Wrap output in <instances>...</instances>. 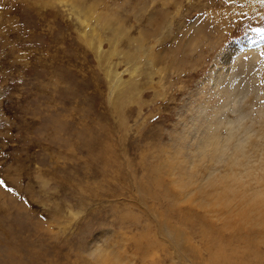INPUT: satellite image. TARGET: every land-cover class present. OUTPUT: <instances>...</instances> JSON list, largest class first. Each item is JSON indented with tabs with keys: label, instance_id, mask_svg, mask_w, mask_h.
Segmentation results:
<instances>
[{
	"label": "rangeland",
	"instance_id": "rangeland-1",
	"mask_svg": "<svg viewBox=\"0 0 264 264\" xmlns=\"http://www.w3.org/2000/svg\"><path fill=\"white\" fill-rule=\"evenodd\" d=\"M256 28L261 0H0V264H264Z\"/></svg>",
	"mask_w": 264,
	"mask_h": 264
},
{
	"label": "bare ground",
	"instance_id": "bare-ground-1",
	"mask_svg": "<svg viewBox=\"0 0 264 264\" xmlns=\"http://www.w3.org/2000/svg\"><path fill=\"white\" fill-rule=\"evenodd\" d=\"M230 130L232 131L233 128H231ZM230 133H231V134L228 136V138H227V140H226L227 144H228V145L231 144V141H232L233 138H235L236 143L233 144V152H234V155L228 157V159H227V162H228L227 165L229 164V165L235 167L236 165H238V166L240 165V164H239V163H240V157H239V155H240V154H243L244 142H245L246 140L244 141V140L241 139V138L238 139V138L236 137V136H237V135H236V131H235V132H230ZM238 137H239V136H238ZM237 139H238V140H237ZM237 152H239V153L237 154ZM245 155H247V154L245 153ZM248 156H250V155L248 154ZM237 157H238V158H237ZM244 157H245V156H244ZM244 157H243V158H244ZM246 157H247V156H246ZM249 158H250V157H248V158H246V159H249ZM220 159H222V158H220ZM241 159H242V158H241ZM244 159H245V158H244ZM224 161L226 162V160H224ZM245 161H246V160H245ZM248 162H249V160H248ZM241 163H242V162H241ZM244 166H245V165H244ZM233 167H230V168H233ZM245 167H246V166H245ZM261 167H262V166H261ZM250 168H251V167H249V169H250ZM232 172H233V171H232ZM237 172H238V171H237ZM241 172H242V171H241ZM245 172H246V171H245ZM251 173H252V172H251ZM216 175H217V174H216ZM216 175H215V176H216ZM235 175H236V174H235ZM235 175H234V176H235ZM225 176H226V175H225ZM234 176H233V177H234ZM224 178H225V177H224ZM231 178H232V176H231ZM251 178H252V177H251ZM221 179H222V177H221ZM226 179H227V176H226ZM226 179H225V180H226ZM229 179H230V178H229ZM227 180H228V179H227ZM238 180H239V179H238ZM228 181H229V180H228ZM228 181H227V182H228ZM235 181H236V180H235ZM227 182L224 181V183H227ZM231 182H233V181L231 180L230 182H228L227 185H226V187L229 186V183H231ZM242 182H243V181H242ZM237 183H238V182H237ZM242 186L244 187L243 184H242ZM242 186H241V187H242ZM226 187H225V189H228V188H226ZM235 187H236V186H235ZM235 187H234V188H235ZM239 188H240V186H239ZM239 188H238V189H239ZM244 189H245V188H244ZM255 189H256V188H255ZM253 190H254V189H253ZM229 193H230V191H229ZM229 193H228V194H229ZM218 194H219V193H218ZM212 196H213V195H212ZM217 197H218V196H217ZM233 197H234V196H233ZM215 198H216V197H215ZM215 198H214V199H215ZM252 198H253V197H252ZM217 199H218V198H217ZM226 199H227V198H226ZM245 199H246V198H245ZM257 199H258V198H257ZM229 200H230V199H229ZM244 201H245V200H244ZM261 201H263V198L261 199ZM215 202H216V201H215ZM222 202H223V201H222ZM227 202H228V201H227ZM237 202H238V201H237ZM255 202H256V200H255ZM202 203H203V202H202ZM204 203H205V202H204ZM204 203H203V204H204ZM259 203H260V201H259ZM209 204H210V203H209ZM213 204H214V203H213ZM256 204H257V203H256ZM210 205H212V204H210ZM217 205H219V204L217 203L216 206H217ZM262 205H263V204H262ZM199 206L202 207V205H199ZM203 206H205V204H204ZM212 206H213V205H212ZM214 206H215V205H214ZM219 206H220V205H219ZM226 206H227V205H226ZM251 206H252V204H251ZM258 206H260V204H259ZM209 207H211V206H209ZM209 207L207 208V206H206V207H204V208L209 210V209H210ZM218 208H219V207H218ZM249 208H250V206H249ZM259 208H260V207H259ZM263 208H264V207H263ZM225 209H226V208H225ZM252 209H253V207H252ZM256 209H257V208H256ZM247 210H248V209H247ZM249 210H250V209H249ZM249 210H248V211H249ZM253 210H254V209H253ZM215 211H216V210H215ZM221 211H222V210H221ZM223 211H224V210H223ZM223 211H222V212H223ZM260 211H261V210H260ZM207 212H208V211H207ZM209 212H210V210H209ZM222 212H221V213H222ZM256 212H257V211H256ZM212 213H213V211H212ZM218 215H219V213H218ZM218 215H217V216H218ZM254 215H256V214H254ZM254 215H253V216H254ZM257 215H258V213H257ZM259 215H261V214H259ZM241 217H243V216H241ZM254 217H255V216H254ZM246 218H247V217H246ZM262 218H263V217H262ZM238 219H239V217H238ZM243 219H244V217H243ZM241 220H242V219H241ZM232 221H233V219H232ZM237 221H238V220H237ZM250 221H251V220H250ZM250 221H248V219H247V223L250 222ZM225 222H227V221H225ZM239 222H240V221L236 222V224H238ZM255 222H256V220H255ZM257 222H258V221H257ZM227 223L229 224V222H227ZM227 223H226V224H227ZM263 223H264V222H263ZM233 224H234V222H233ZM233 224H229V225L232 226ZM240 224L242 225L241 222L239 223V225H240ZM248 224H249V223H248ZM234 225H235V224H234ZM239 225H236L237 228L239 227ZM252 225H253V224H252ZM257 225H258V224H257ZM263 225H264V224H263ZM227 226H228V225H227ZM227 226H226V227H227ZM245 226H246V225H245ZM228 227H230V226H228ZM242 227H244V226H242ZM223 228H224V227H223ZM235 228H236V227H235ZM253 228H254V227H253ZM261 228H263V227H261ZM238 229H239V228H238ZM241 229H242V228H241ZM244 229H245V228H244ZM244 229H243V231H244ZM254 229H255V228H254ZM254 229H252V231H253ZM258 230H259V229H258ZM240 231H241V230H240ZM243 231H242V232H243ZM252 231H251V232H252ZM247 232H248V231H247ZM253 235H254V234H253ZM248 237H249V236H248ZM251 237H252V236H251ZM247 242H248V241H247ZM250 245H251V244H250ZM250 247H251V246H250ZM221 250H222V249H221ZM224 250H225V249H224ZM222 251H223V250H222ZM220 253H221V252H220ZM218 254H219V253H218ZM255 255H257V253H256ZM104 256H105V255H104ZM214 256L217 257V255H214ZM225 258H227V257H225ZM220 262H221V261H220ZM219 264H220V263H219Z\"/></svg>",
	"mask_w": 264,
	"mask_h": 264
},
{
	"label": "snow or ice",
	"instance_id": "snow-or-ice-1",
	"mask_svg": "<svg viewBox=\"0 0 264 264\" xmlns=\"http://www.w3.org/2000/svg\"><path fill=\"white\" fill-rule=\"evenodd\" d=\"M261 3H264V0H261ZM254 31H256L257 33H260L261 34V38L264 39V28H256L254 29ZM264 54V53H262ZM4 182L3 180H0V185H3Z\"/></svg>",
	"mask_w": 264,
	"mask_h": 264
}]
</instances>
